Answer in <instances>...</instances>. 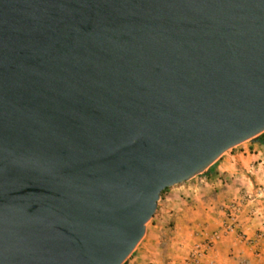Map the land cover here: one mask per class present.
Segmentation results:
<instances>
[{
	"label": "water",
	"instance_id": "95a60500",
	"mask_svg": "<svg viewBox=\"0 0 264 264\" xmlns=\"http://www.w3.org/2000/svg\"><path fill=\"white\" fill-rule=\"evenodd\" d=\"M263 133L264 0H0V264H126Z\"/></svg>",
	"mask_w": 264,
	"mask_h": 264
},
{
	"label": "crops",
	"instance_id": "0c3cea01",
	"mask_svg": "<svg viewBox=\"0 0 264 264\" xmlns=\"http://www.w3.org/2000/svg\"><path fill=\"white\" fill-rule=\"evenodd\" d=\"M214 174L172 188L164 197L171 206L179 195H194L200 204L194 215H176L173 238L155 242L156 227L145 251L151 264H181L192 247L225 222L232 204L239 206L237 231L216 243L202 264H264V143L248 141L214 165ZM226 210V213L224 211ZM224 213V214H223ZM203 227V230L198 228ZM154 243L163 246L158 258Z\"/></svg>",
	"mask_w": 264,
	"mask_h": 264
},
{
	"label": "rangeland",
	"instance_id": "374dc122",
	"mask_svg": "<svg viewBox=\"0 0 264 264\" xmlns=\"http://www.w3.org/2000/svg\"><path fill=\"white\" fill-rule=\"evenodd\" d=\"M198 201L199 200H197L194 197V195H191V194L190 195H187V194L179 195L174 200V203H172L171 206L166 207L164 203V198L161 199V201L159 202V208H158L157 213L155 214L154 218L150 221V223L147 226V232H146L144 239L139 244L135 252L131 255V257L127 260L126 264H151L149 263L150 258L145 257L146 255H149V254L144 249L146 248L147 243L149 242L154 229L156 227L160 228V230L156 234L155 242H158L160 244L162 242L168 243V242H165V240L166 239L170 240L171 238H173L172 232L174 231V225H175L174 221L176 219V215L181 214V213L184 215H194V213L197 214L198 207L200 205ZM224 213H226V210L224 211ZM194 216L196 217V215ZM225 219H226V214H225ZM198 228H200V230H203L202 226H199ZM160 244L155 245L154 243L153 245L154 250L150 248L151 251H154L156 253L155 255L158 258L164 255V250H163L164 248L163 246L161 247Z\"/></svg>",
	"mask_w": 264,
	"mask_h": 264
},
{
	"label": "built area",
	"instance_id": "2783aa9c",
	"mask_svg": "<svg viewBox=\"0 0 264 264\" xmlns=\"http://www.w3.org/2000/svg\"><path fill=\"white\" fill-rule=\"evenodd\" d=\"M229 209L222 226L208 234L205 239L196 242L181 264H202L204 258L213 251L216 243L237 231L239 206L232 204Z\"/></svg>",
	"mask_w": 264,
	"mask_h": 264
},
{
	"label": "trees",
	"instance_id": "16d2710c",
	"mask_svg": "<svg viewBox=\"0 0 264 264\" xmlns=\"http://www.w3.org/2000/svg\"><path fill=\"white\" fill-rule=\"evenodd\" d=\"M258 140H262L263 141V143H264V133L258 138ZM214 174V169H210V172L208 173V174H206V175H201L202 177L203 176H211V175H213ZM198 177H200V176H198ZM172 188H168V189H166L165 191H163V193H162V199L164 198V196L171 190Z\"/></svg>",
	"mask_w": 264,
	"mask_h": 264
}]
</instances>
